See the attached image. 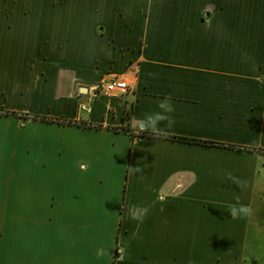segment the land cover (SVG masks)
<instances>
[{"label":"crops","instance_id":"obj_1","mask_svg":"<svg viewBox=\"0 0 264 264\" xmlns=\"http://www.w3.org/2000/svg\"><path fill=\"white\" fill-rule=\"evenodd\" d=\"M258 78L264 0H0V264H264Z\"/></svg>","mask_w":264,"mask_h":264},{"label":"clouds","instance_id":"obj_2","mask_svg":"<svg viewBox=\"0 0 264 264\" xmlns=\"http://www.w3.org/2000/svg\"><path fill=\"white\" fill-rule=\"evenodd\" d=\"M258 82L264 83V78H258ZM157 107L160 109V111L148 114L143 119L133 118V121L131 122L132 130L135 131L138 136L141 133L146 132L152 138H167L164 135V129L161 127V125H164L165 128H172L176 123L175 119L171 115V113L175 111L171 97H164L158 102ZM129 170L139 172L140 168L129 167ZM178 195L179 193L175 191L169 192L167 194L158 192L157 200L161 203H164L167 200L168 196L175 197ZM147 211V208L140 209L133 206L129 209V215L131 219L138 222L139 227V223H143L147 215ZM230 214L233 218H245L253 216L254 210L250 206L240 205L239 207H237L236 205H233L230 209ZM137 235L138 231L133 232L132 234L133 238H136ZM121 252H123V249H121Z\"/></svg>","mask_w":264,"mask_h":264},{"label":"built area","instance_id":"obj_3","mask_svg":"<svg viewBox=\"0 0 264 264\" xmlns=\"http://www.w3.org/2000/svg\"><path fill=\"white\" fill-rule=\"evenodd\" d=\"M104 88L107 94L114 96H123L129 93L131 90V85L126 80L115 79L110 82L104 83ZM84 110H87V107H84Z\"/></svg>","mask_w":264,"mask_h":264},{"label":"rangeland","instance_id":"obj_4","mask_svg":"<svg viewBox=\"0 0 264 264\" xmlns=\"http://www.w3.org/2000/svg\"><path fill=\"white\" fill-rule=\"evenodd\" d=\"M84 107H87V110H88V106L84 105V106H82V108H81V111H83V112L87 111V110H84ZM262 245H263V247H264V241H262ZM262 254H263V253H262ZM248 264H251V262L249 261ZM254 264H256V263H254ZM260 264H261V263H260Z\"/></svg>","mask_w":264,"mask_h":264}]
</instances>
